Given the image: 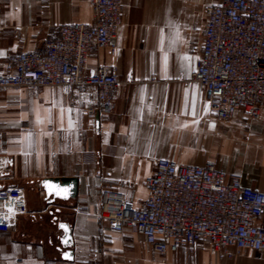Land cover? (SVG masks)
<instances>
[{"label": "crops", "instance_id": "crops-1", "mask_svg": "<svg viewBox=\"0 0 264 264\" xmlns=\"http://www.w3.org/2000/svg\"><path fill=\"white\" fill-rule=\"evenodd\" d=\"M220 2L121 0L115 55L100 50L88 64L114 67L122 81L109 118L94 87L85 94L59 87L0 93V189L15 185L27 199L19 231H0V264H264V254L230 249L231 256H215L202 242L161 263L142 236L115 232L99 215L104 189L139 206L161 158L212 162L264 193V110L259 121L238 114L219 122L201 85L190 81L206 9ZM0 9V60L43 51L62 25L94 23L91 0H0ZM48 178L78 179V195L46 196ZM63 225L72 232L68 246ZM70 250L72 259L65 258Z\"/></svg>", "mask_w": 264, "mask_h": 264}, {"label": "built area", "instance_id": "built-area-1", "mask_svg": "<svg viewBox=\"0 0 264 264\" xmlns=\"http://www.w3.org/2000/svg\"><path fill=\"white\" fill-rule=\"evenodd\" d=\"M94 23L62 25L43 51L21 52L0 60V93L59 87L66 95L97 89L100 112L109 118L122 81L117 70H89L100 50L115 55L114 40L122 19L121 0H91ZM204 43L191 82L204 90L217 121L238 114L259 121L264 110V0H221L206 9ZM1 17V9H0ZM89 115L92 110L86 111ZM148 197L139 205L112 189L101 193L100 218L113 231L130 230L166 263L168 253L207 244L215 256L264 254V193L246 188L212 162L193 165L158 159L146 179ZM27 213L23 189H0V231L16 233Z\"/></svg>", "mask_w": 264, "mask_h": 264}, {"label": "water", "instance_id": "water-1", "mask_svg": "<svg viewBox=\"0 0 264 264\" xmlns=\"http://www.w3.org/2000/svg\"><path fill=\"white\" fill-rule=\"evenodd\" d=\"M78 179L76 178H48L42 182V187L46 196L54 199L70 200L78 195ZM65 236L63 239L64 246H68L72 242V232L68 225L62 226ZM72 251L67 252L65 258L71 257Z\"/></svg>", "mask_w": 264, "mask_h": 264}]
</instances>
